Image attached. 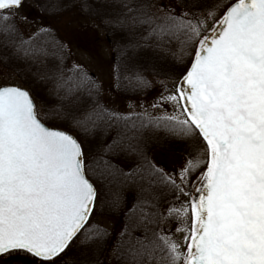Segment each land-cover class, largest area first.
I'll list each match as a JSON object with an SVG mask.
<instances>
[{
	"label": "snow or ice",
	"instance_id": "6c2138e0",
	"mask_svg": "<svg viewBox=\"0 0 264 264\" xmlns=\"http://www.w3.org/2000/svg\"><path fill=\"white\" fill-rule=\"evenodd\" d=\"M24 4L0 0V264H264V0ZM76 13L114 37L109 87Z\"/></svg>",
	"mask_w": 264,
	"mask_h": 264
},
{
	"label": "rangeland",
	"instance_id": "374dc122",
	"mask_svg": "<svg viewBox=\"0 0 264 264\" xmlns=\"http://www.w3.org/2000/svg\"><path fill=\"white\" fill-rule=\"evenodd\" d=\"M39 4L35 0H25L24 7L20 13L27 14L32 21L40 22ZM65 22L59 25L61 35L66 36L67 40L75 53V59L85 63L89 70L96 73L105 82V86L111 84L112 71V41L109 38L108 31L104 27L94 26L98 21L93 22L86 17L76 14H68L64 18ZM10 69L0 65V83L5 80L4 72H10ZM152 77H150L151 79ZM19 79L18 77L16 78ZM160 92V86L154 84V89L140 94L134 98L123 97L120 93H113L112 101L121 110L127 111V104L131 102L139 105L144 102H151ZM151 111V109H149ZM158 114V113H156ZM157 160L165 164L168 168L179 166L182 163L185 153L177 150H165L155 148L153 150ZM103 219V218H101ZM112 264H116L115 260Z\"/></svg>",
	"mask_w": 264,
	"mask_h": 264
},
{
	"label": "trees",
	"instance_id": "16d2710c",
	"mask_svg": "<svg viewBox=\"0 0 264 264\" xmlns=\"http://www.w3.org/2000/svg\"><path fill=\"white\" fill-rule=\"evenodd\" d=\"M38 4H40V0H35ZM103 27V26H102ZM108 31V34L110 32L109 29L105 28ZM110 40L112 41V45H113V41H114V37L109 35ZM172 64L171 59L169 57H165L163 54H161V61H160V67L161 69H166L168 67H170ZM151 76H149L150 78ZM123 97H127V98H134L136 96H139L138 94H133V93H120ZM163 135V134H161ZM155 148H161V149H165V150H177V151H182L183 148V144L176 142V141H169V140H163L158 146H156ZM154 148V149H155Z\"/></svg>",
	"mask_w": 264,
	"mask_h": 264
}]
</instances>
